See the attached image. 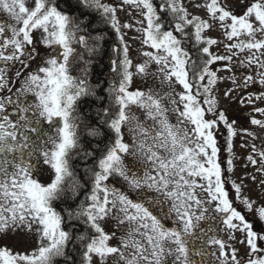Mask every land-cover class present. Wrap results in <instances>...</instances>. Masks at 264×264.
<instances>
[{"label": "rangeland", "instance_id": "374dc122", "mask_svg": "<svg viewBox=\"0 0 264 264\" xmlns=\"http://www.w3.org/2000/svg\"><path fill=\"white\" fill-rule=\"evenodd\" d=\"M36 1L0 0V85L5 99L20 97L19 103L26 104V117L36 118L32 127L46 131L52 127L53 137L42 158V152L37 156L34 143L23 138V127L6 128V136L11 135L8 129L16 134L15 140L7 137L10 147L5 154L6 167L8 159L21 166L4 192L0 264H16L15 255L29 257L48 248L50 238L44 234L52 232L51 220L42 216L45 214L38 208L34 191L38 185L32 186L30 180L38 179L44 187L58 183L53 168L59 163L60 153L64 156L61 147L70 133L69 103L74 97L68 95L69 87L67 92L63 90V24L54 19L45 23L43 17L37 23L27 22L38 8ZM92 1L115 11L130 55L129 88L123 93L117 123L128 147L121 146L103 161L98 182L101 193L109 194L112 210L110 215L104 207L89 210L90 218L96 216V226L113 234L122 231L121 239L114 235L109 239L118 249L115 259L120 264H142L140 258L147 264L163 262L155 255L135 251L141 238L129 232L136 229L143 236L154 235L156 241L158 233L148 231V226L154 225L152 220L137 206L133 210L134 204L127 201L131 196L148 194L171 200L182 226L192 221L198 229L204 223L199 221L202 217L211 221L207 222L211 231L207 236L212 243L210 250L218 258L215 264L221 260L228 264H264V256L254 254L264 249L259 232L264 231V0L252 8L254 0H220L235 12L247 9L243 24L224 17L219 0H171L173 7L184 10L189 21L200 19L210 40L206 44L211 45L208 52L222 62L200 66L193 74H200L194 82L196 92L210 101L214 113L225 114V124L233 134L231 145L222 152L224 178L209 141L214 131L224 135L225 128L210 126L191 113L187 103L191 85L177 65L176 54L168 49L169 41L155 42L149 7L131 0ZM212 5L218 12H211ZM30 26L33 28L28 35ZM18 152L22 154L17 158ZM28 161L30 165H26ZM188 200H193L190 207ZM234 202L242 208L243 221L232 211ZM253 224L256 234L251 230ZM178 251L179 258L183 257L181 264L192 263L187 259L189 250ZM170 252L175 254L172 249ZM102 255H94L95 264H118Z\"/></svg>", "mask_w": 264, "mask_h": 264}, {"label": "trees", "instance_id": "16d2710c", "mask_svg": "<svg viewBox=\"0 0 264 264\" xmlns=\"http://www.w3.org/2000/svg\"><path fill=\"white\" fill-rule=\"evenodd\" d=\"M131 1L149 7L151 32L155 42L163 43V40H168V49L176 54L177 65L185 71L188 85H191L192 92L187 102L191 113L201 116L210 126L225 128L224 135L214 131L213 140L209 141L224 178L222 152L231 145L233 134L229 130L230 127L225 124V114L214 113L210 109V101L196 92L194 84L196 76L200 74H193V70L198 71L200 66L208 67L212 63L214 66L222 63L213 58L207 50L211 46L206 45L210 41L206 37L207 31L198 17L189 21L183 14L184 10L173 7L171 0ZM36 2L38 8L31 12L27 22L37 23L38 18L43 17L45 23L54 19L63 24L64 37L60 45L61 51H64L61 68L65 73L62 74V82L66 85L63 90L67 92L66 86L69 87L70 90L67 93L74 97L69 103L68 113V126L74 132L68 162L75 174L70 180L76 183L75 168L81 156L77 150L81 147L84 158L83 192L86 200L88 195L102 194L97 184L100 182L102 166L107 157L123 145L126 146L125 148L128 147L117 123L121 118L123 93L129 88V50L122 36L117 14L107 4L92 0H38ZM250 5L251 8L260 6V0H254ZM219 9L224 17L235 23L243 24L246 21L247 9L243 12H235L227 9L221 1ZM219 9L214 8L213 5L210 7L212 13L218 12ZM259 15L263 16L261 11ZM247 26H249L248 23ZM32 28V26L29 27L28 35ZM65 62L69 65L66 66ZM38 201L40 203L38 208H42L41 211L45 214L42 216L51 220L52 227L51 225L49 227L52 232L44 234L50 238V243L48 248L38 254H32L29 257L15 255L13 260L17 262L16 264H95L94 255H102V253L120 264V261L115 259L118 250L106 245L107 228L95 226L90 215L87 214L88 203H85L86 206L83 208L84 247L79 248L77 234L74 232L81 221L76 216L78 212L73 206L74 201L66 199L64 202L59 201L60 204L56 199L49 201L45 190ZM100 208L103 207L100 206ZM234 208L241 212V207H238L237 203ZM66 220L71 223L69 229ZM253 226L254 224L251 227L252 230ZM261 231L259 229L264 241V231ZM55 233L60 236L56 237ZM67 235L69 238L66 242ZM92 237L96 238L93 240ZM255 253L262 257L264 249L256 250ZM81 258L83 263L80 261Z\"/></svg>", "mask_w": 264, "mask_h": 264}, {"label": "flooded vegetation", "instance_id": "af4514ba", "mask_svg": "<svg viewBox=\"0 0 264 264\" xmlns=\"http://www.w3.org/2000/svg\"><path fill=\"white\" fill-rule=\"evenodd\" d=\"M12 100H14L15 103L12 102ZM21 100L22 99L20 97L18 98L13 97L9 101H6L3 85L0 87V212L4 208V192L5 189L7 188L6 185H11V181L14 180V177H17L19 173V168L21 166L19 162L18 164H16V162L12 163L8 159L9 166L6 167L5 154L8 148L10 147L9 145H7L8 143L7 137L13 138L16 136L15 133H13L15 135L13 136L12 134L13 131L11 130L14 127L18 129L23 127V129L26 130L25 133L26 135L23 138L25 139V141H29V143L32 144L34 143V147H36L37 150V156H39L42 152V158H45L43 150L46 149L45 147L47 146V144L51 143L53 139L52 127L48 128L47 131L40 130V128L35 129L32 127L31 124H34L36 122V118L33 120L31 119V117H26V113L23 112L25 110L26 104L25 103L20 104L19 101ZM28 100L32 101V99H28ZM14 116L16 117L13 118ZM12 118L13 120H11ZM6 120H8L9 123H6ZM37 126L40 127L38 124ZM6 128H10V129L12 128L11 130L8 129L11 135L6 136ZM35 143L37 146H35ZM65 143L66 145H64V147H61L64 156L62 157V154L60 153L59 163L58 165H56L57 167L53 168V171H55L57 175L56 177H58V183H54L55 186L51 184V185H47L49 187H44L41 183H39L41 181L34 178L32 181L30 180V183L32 184V186L38 185L34 187V190H36L38 196H41L40 192L45 190L47 199H49V201H52L53 199L58 200V203L59 201L64 202L66 199H72L74 201L73 206L74 208L77 209L78 212L76 216H78V219L81 221L79 227L75 229L74 233L77 234L76 237L77 245H78L77 247L83 248L84 247L83 216L85 215L83 214L84 212L83 208H85L86 206L85 203H88L87 214L90 213L89 211L90 209L97 211V208H100L101 206L104 207L105 213L107 215H110V212L112 210L111 207L112 201L109 194H99V193L88 195L85 200V195L83 192L84 158L82 155V148L80 147L77 150V152L81 156L77 160V166L75 168L76 183H74V181L70 180V178L74 176L75 171H72L71 169L72 167H70L68 162V157H67L68 138H66ZM14 149L15 148L13 147V151ZM16 149L18 148L16 147ZM21 154H22L21 152H18L16 154L17 158L18 155L21 156ZM8 158L10 157L8 156ZM41 162L42 159L40 160V163ZM30 164L31 163H29L28 161L26 165H30ZM35 168H36V164H34L33 171H36ZM97 186L99 188V184H97ZM127 201L134 204L133 205L134 208H132L133 210L136 209L135 206H137L139 210H143V213L152 220L154 225L148 226V231L158 233V237L155 238L156 241H154L153 240L154 235L143 236L140 233V231L136 229L135 231L133 230L129 231L135 233V236L138 235L141 238V243L133 248L139 254L144 255V253H146L150 255H155L158 257L160 261H163L160 264H181L183 257H181V259L179 258L178 254L180 251H178L177 253L175 252L181 248V251L189 250V253L187 254V257L189 258L187 259L189 262L192 261L191 264H215L216 262L215 259L218 258L217 256L214 257L215 253H213L210 250L211 249L210 246H212V243L208 239L209 236H207L208 233H211L208 224L209 222H211L210 220L204 219L203 221V217H202L201 220L199 221H202L204 223H202L200 227H198V229H196L194 223L192 225V221L189 222L187 226L180 225V220L179 218H177L176 215L177 212H175V205L171 200L165 201L161 195L160 196L155 195L150 197L148 194H139V195H135L134 198H132L131 196L130 199L129 198L127 199ZM192 201L193 200H188L189 207L191 206ZM95 219L96 216L94 215L91 218V220L95 222ZM65 222L67 223L66 225L68 226L69 229L71 223H69L68 220H66ZM182 223L184 222L182 221ZM197 230L200 231V233H198ZM113 233L114 232H111L109 230L105 232L106 234L105 238L107 239L106 245L108 247L117 249L115 245L113 246L111 244L113 242H111L109 239L112 237V235L121 239L122 231H117L118 234H113ZM141 235L143 236V238L141 237ZM68 238L69 236L67 235L65 239L66 242L68 241ZM95 238L96 237H92L93 240ZM71 239L75 240V238H71ZM126 248H128L129 250H133L131 246H126ZM170 249L173 250V252L175 253L174 255H172ZM140 259L143 262L142 264H147L145 262V258H140ZM80 261L82 262L83 258H81ZM219 264H228V263H225L223 260H221Z\"/></svg>", "mask_w": 264, "mask_h": 264}]
</instances>
